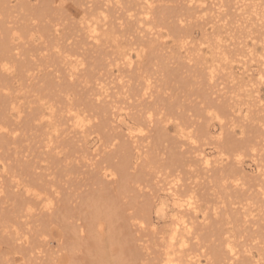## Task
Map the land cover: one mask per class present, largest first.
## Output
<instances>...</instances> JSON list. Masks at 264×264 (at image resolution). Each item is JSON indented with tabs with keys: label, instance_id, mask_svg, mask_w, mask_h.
I'll return each mask as SVG.
<instances>
[{
	"label": "bare ground",
	"instance_id": "obj_1",
	"mask_svg": "<svg viewBox=\"0 0 264 264\" xmlns=\"http://www.w3.org/2000/svg\"><path fill=\"white\" fill-rule=\"evenodd\" d=\"M212 1L0 0V233L7 235L0 264H264V168L248 182L241 167L243 149L220 151L213 159L197 141L219 134L218 128L201 123L186 130L175 94L166 92L168 64L182 57L209 80L218 78L217 69H225L232 87L247 85L253 76L252 90L264 84V55L250 54L259 62L257 69L239 79L231 66H222L231 60L230 52L239 54L243 36L264 27V5ZM114 19L122 20L115 24ZM70 23L82 31L74 42L90 45L85 60L66 58L74 52L58 55L76 79L70 85L82 88L78 103L68 93L65 106L57 107L55 96L21 107L13 84L6 81L22 75L18 68L10 72L11 60H17L20 48L40 49L44 60L56 55L59 51L48 53L47 37L52 33L54 43L60 42ZM222 25L230 36L223 35ZM34 32L41 38L36 45L31 44ZM165 92L163 107L159 100ZM257 109L263 111L259 120L264 126V104ZM224 111L215 106L218 123ZM27 121L37 126L36 138L23 128ZM30 137L33 143L27 146ZM165 140L159 150L167 154L169 167L182 163L175 149L181 145L194 151L204 173L212 171L213 163H218L213 170L221 171L231 154L237 169L213 179L230 195L231 206L223 201L209 214L186 186L159 184L160 177L157 190H144L145 175L151 173L147 168L157 167L156 145ZM254 145L245 143L244 148ZM76 179L88 189L76 191ZM8 201L10 207L2 210L1 203ZM152 215L161 226L150 224L159 234L157 246L150 249L145 240L136 242L129 220L145 230ZM33 216V226H28Z\"/></svg>",
	"mask_w": 264,
	"mask_h": 264
},
{
	"label": "rangeland",
	"instance_id": "obj_2",
	"mask_svg": "<svg viewBox=\"0 0 264 264\" xmlns=\"http://www.w3.org/2000/svg\"><path fill=\"white\" fill-rule=\"evenodd\" d=\"M256 1L261 2V6L264 5V0ZM210 3H213V1L205 0V5H209ZM172 4L181 5V2H173ZM210 9L212 10V8ZM14 15L19 17L20 15L24 14L15 12ZM120 20L122 19H114V23L117 24ZM72 28L73 25L70 23V27L67 26V28L64 29V32L59 40L60 42L54 43L52 40V33L47 37L48 42H50L48 43V53L50 51H59V53H56V55H51L52 57H46L44 60L42 58L43 53H45L44 51L40 49H36L35 51H26V49L20 48V56L17 57V60H11V64L14 65V67L11 68L10 72L16 71V68H18L21 70L20 73H22V75L20 77L18 76L19 78L13 77L11 81L9 80L10 78L6 79V81H9L10 84H13L14 87L12 86L11 91L14 95V100H16L18 103L20 102L21 107L24 105L30 106L37 103H42L49 98L52 100V98L55 96L57 107L65 106L67 105L65 96L68 93L71 98L76 97L77 99H74V103H78V98L83 93L82 88L76 84L70 85V80L75 79V77L73 76L71 70L68 69L69 66H67V61H65V58L62 57H65L67 54H69L68 52H74L72 57L66 56V58L72 59L78 56L80 59L85 60V55H87L90 45L85 44L80 46L78 43L74 42L76 41V38H78L77 36L82 34V31L79 33L77 30H75V27L73 29ZM263 28L248 32L246 37L243 36L244 41L242 42L241 40L239 45L241 51L236 50V53L239 54H234L232 56V52H230V57H232L231 60L228 62L222 61V66L228 65L232 67L234 76H236L237 79H239L238 76L241 74V76H243L249 74L250 72L255 73L259 62L257 59H250V57L256 55V58H260L262 55H264ZM219 29L224 32L223 35L230 36V34L224 31L223 25L220 26ZM193 31L198 38L202 36L201 30L198 26L195 25ZM34 33L32 34L33 36L31 37V40L32 42L35 41L36 43L31 42V44L34 45L35 43L36 45L39 43L41 38L39 34ZM54 33H61V29L59 32H55L54 30L53 34ZM49 44L51 45V48ZM228 48L232 49L234 48V45H229ZM60 50H62V52H60ZM65 53L66 55H64ZM58 55H62V57H59ZM56 56L57 58H55ZM50 57L52 59H50V63H48ZM60 60H62V62ZM240 60L246 62V64L244 62V66L249 68V70H246V68L242 67L243 65H241L242 62ZM172 61L174 62L172 63ZM216 65L221 67L220 61L216 63ZM168 69L170 72H167L166 74V92L168 94H175L179 106L177 111L181 112V119L186 121V123L189 125L186 130H195L201 125V123H204L210 127L218 128L220 131L217 135L209 137L201 136L197 141V145L206 149L207 152H210L213 159L219 156L220 151H226L225 153H235L237 149H243L241 167L243 168L244 174L248 178V182L253 180L257 175L258 169L262 170L264 168V126L262 121L259 120L263 111H258L257 109L260 105L264 104V84H259L258 91L252 90V83L257 81L256 76H253V81H250L247 85L232 87L231 77H226L224 74L226 72L225 69H217L215 73L218 78L209 80L204 75H202L203 73L199 72L198 65H193L191 60L185 59L184 57H182L180 60L172 58L171 62L168 64ZM242 69L243 71L245 69L244 74L241 73ZM3 76L4 75L0 71V77ZM159 77L162 78V74ZM17 81L20 82V85H18ZM19 87H21L20 91ZM69 87L71 88L69 89ZM66 89L68 90L66 91ZM166 92L163 95V99L159 100L160 103H163V107L166 105ZM217 104L223 106L225 109L221 123L217 122L214 113L215 106ZM22 125H24L23 128L25 126L29 128V135L33 136L34 134L33 138L37 137L35 135L38 134V131L36 128L37 126L34 125V122L31 124V122L27 121V123ZM172 134L173 133H170V135ZM28 142L30 145L33 143L31 137L27 142L24 141V144L26 143L28 146ZM15 143L20 145L17 141ZM167 143L168 140H165L161 145H156V149H162L163 145ZM245 143H255L254 149L249 150L244 148ZM13 145L14 143L11 144V146ZM91 145H93V142L90 141L89 146ZM175 149L177 150L180 158H182V163L174 164L171 167L167 166V163L169 162L167 158L168 156L166 153H162L159 150L160 152L156 156V160H158V163L156 164L157 167H155L154 170L147 168V171L151 170V173L145 175L146 180H143L142 183V185L146 186L144 187V190H150L151 188L157 190L156 183L160 177L162 178V181L158 182L159 184L169 185L177 183V185H179L181 188L186 186L187 189H189L187 190L188 193L196 194L200 199L199 202L203 203L204 206H208L207 210L209 214H212L214 206L221 205L223 201L226 205L231 206L229 198L230 195L228 194V197L224 191L225 189H222V187L220 188L217 184H215L213 179L220 175H225L226 173L230 174L232 171L237 169L232 159L233 156L229 154L231 160L228 159L229 162L227 160L228 164H226L227 162L224 161L220 165L223 166L221 171H214L213 168L218 165V163H213V165L209 167L212 169V171L204 173V169L202 167L203 165L195 159V153H193L194 151L190 152L188 146L181 145V147ZM142 167L144 168V166ZM17 168L18 167H15V169ZM74 174H78V172L75 171ZM80 182L82 181L76 179V182L73 183V188H75L76 191L88 189L89 186H83L82 188ZM79 184L81 189L78 188ZM4 185L7 188L6 183ZM226 190L229 191L230 189ZM9 207V201L1 203L2 210H7ZM131 210L133 211V209ZM131 210L125 209V211L128 213H130ZM132 213L133 212H131V214ZM125 215L127 216L128 214L125 213ZM35 217L36 216L30 218V221L27 224L28 226H33L32 222L34 221ZM129 221L133 236L139 237L138 241H136L138 244L140 243L141 245V243L145 240V242H147V244L150 246V249L157 246L156 243L158 242L157 237L159 234H154L153 231H151L150 224H155L157 227H160L161 225H157L158 222L154 216L150 220L152 223L148 221V223L145 224L147 227L145 230L137 229L139 224L135 225L137 222L136 220L131 219ZM133 222V226H135V228L132 227ZM211 222H213L212 219ZM22 226L26 227V225ZM3 233V236L0 233V249H5L7 245L5 242L7 235L5 232Z\"/></svg>",
	"mask_w": 264,
	"mask_h": 264
}]
</instances>
